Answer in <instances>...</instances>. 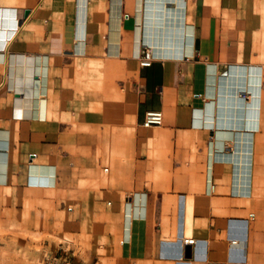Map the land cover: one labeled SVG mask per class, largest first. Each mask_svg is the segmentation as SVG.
I'll return each mask as SVG.
<instances>
[{
	"label": "crops",
	"instance_id": "crops-1",
	"mask_svg": "<svg viewBox=\"0 0 264 264\" xmlns=\"http://www.w3.org/2000/svg\"><path fill=\"white\" fill-rule=\"evenodd\" d=\"M102 56L133 69L122 142L73 128L71 73L100 83L119 69ZM148 111L162 124L143 127ZM31 199L120 238L116 264H256L264 0H0V205Z\"/></svg>",
	"mask_w": 264,
	"mask_h": 264
},
{
	"label": "rangeland",
	"instance_id": "rangeland-1",
	"mask_svg": "<svg viewBox=\"0 0 264 264\" xmlns=\"http://www.w3.org/2000/svg\"><path fill=\"white\" fill-rule=\"evenodd\" d=\"M119 66L117 70L103 68L100 83L88 82L85 70L77 68L71 73L74 89L73 96L77 102L75 109V129L91 131L99 139L113 136L116 142L124 126H131L133 133L132 92L130 82L133 80V69L129 63L118 59H100ZM76 62V61H75ZM120 94L109 103L106 94ZM116 101V103H115ZM115 107L120 114L114 113ZM67 120V118L65 119ZM79 122H81L79 124ZM98 153V152H97ZM98 168L102 171L104 164L100 161ZM131 163L126 168H129ZM264 207V206H262ZM256 234L251 243L258 253L249 257L250 263L264 264V210L256 212ZM107 232H116L117 220H109ZM92 221H83L73 225V231L65 230L63 221L58 220L52 204L31 199L24 204L0 205V264H47L51 256L65 257L76 264L85 256L87 264H116L115 249L120 238L97 237L99 229ZM105 230V232H106ZM79 232V234H76ZM260 251V252H259Z\"/></svg>",
	"mask_w": 264,
	"mask_h": 264
},
{
	"label": "built area",
	"instance_id": "built-area-1",
	"mask_svg": "<svg viewBox=\"0 0 264 264\" xmlns=\"http://www.w3.org/2000/svg\"><path fill=\"white\" fill-rule=\"evenodd\" d=\"M153 59L154 58L149 54V49L147 47H143V50L141 51L139 56V64L142 66H148L151 64ZM162 122H163V114L161 111H148L144 115L142 126L150 127L154 125H161ZM183 242L193 244L194 238L190 236H186L184 237ZM231 243H236V242L232 241ZM46 262L47 264H73L71 260L65 257H56V256H51L46 258Z\"/></svg>",
	"mask_w": 264,
	"mask_h": 264
},
{
	"label": "bare ground",
	"instance_id": "bare-ground-1",
	"mask_svg": "<svg viewBox=\"0 0 264 264\" xmlns=\"http://www.w3.org/2000/svg\"><path fill=\"white\" fill-rule=\"evenodd\" d=\"M143 47H147L148 49H149V54H150V56H152L153 57V52L151 51V49L147 46V45H142ZM140 53H141V51H140ZM140 53H139V56H140Z\"/></svg>",
	"mask_w": 264,
	"mask_h": 264
}]
</instances>
